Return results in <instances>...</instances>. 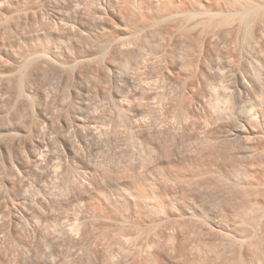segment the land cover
Masks as SVG:
<instances>
[{
    "label": "rangeland",
    "instance_id": "374dc122",
    "mask_svg": "<svg viewBox=\"0 0 264 264\" xmlns=\"http://www.w3.org/2000/svg\"><path fill=\"white\" fill-rule=\"evenodd\" d=\"M143 1L148 6L153 5L152 0L150 2L148 0ZM255 2L250 1L253 4ZM122 4H124L122 0H0V261H11L12 264H236V262L238 264H264V212H262L264 211V196L262 195L264 194V164H261L264 163V139H262V136L264 138V129L255 122H245L246 109L249 112V108L254 109L255 107L256 111H258V108L261 109V112L264 111V47L257 37L255 39L252 31L257 27L258 22L264 21V17H262V15L264 16L263 10L252 12V17L249 14L248 19L252 22L247 21L245 28L242 26L243 29L239 27L235 30L237 32L241 29L238 31L240 35L237 33L239 37L236 36L235 32L236 35L233 33V36L238 37L237 39L234 37L236 44L234 42L230 44L232 47L229 45L228 50L227 47L226 49L223 47L224 50L221 49L223 54L229 51L230 56L226 54L231 57L229 59L233 60H230V62L228 60L229 66L226 64L227 66L225 65L224 69L217 67L218 70H214L215 67H212V71L209 69L211 64L207 60L210 67L205 65L204 67L207 68H203L205 71L202 74L203 85L207 91L203 93L201 91V95L195 92L194 95L192 94V98H188L189 100L184 98V103L189 107L185 106L186 108L183 107L181 110V108H176L175 105V109L173 108V110H170L171 112H168L169 110L164 105L161 106V104L166 105L167 103L164 100L165 96L162 97L161 94L164 92L171 94L170 92L176 88V85L178 86L180 81L183 82L182 79L188 77L186 76L188 72L186 73L184 70L185 73L170 66L169 73L172 76L167 74V77L163 79L160 75L159 78L157 63H151L152 60L147 58V61H144L147 64L141 63V66L144 67L140 68L139 65L138 70L140 71L137 69L136 71L133 69V72L129 71L130 75L127 73L126 79H124V76H117V80L119 78V83L117 81L118 89L127 98L123 100L124 105L120 104L121 106L111 100V93H109L110 96L106 95V93L108 94L107 90L111 92L109 83L107 84L108 89L101 87L102 84L104 86L105 82H108V79L103 69H100L102 66L98 65L100 61L97 62L95 58L91 60V62L95 60L94 62L89 61L88 63H91V67H95L94 70L98 69L99 66V75L101 76L102 70V76L105 75L106 78L104 80L102 79L104 77L99 76L101 80L105 81L104 83L99 78V81L95 80V76L92 77L95 78V82L92 78H90L92 81L90 79V81H86L89 78L86 77L84 83L86 86L82 89L79 86L80 84L74 83V79L70 78V76L73 77L71 71L75 64L71 65L72 67L70 66V69H72L70 71L68 66L72 64L71 60L74 62L79 58L76 60L77 64L74 67L81 69V65L87 64V60H84V62L81 59L88 54L91 50L90 47H93L94 50L97 49V47H94L97 46L94 41L106 35L105 29L110 27V24H114L113 27L119 25L117 28H121L125 20L126 24L127 16L124 15L125 11L122 10ZM257 14L258 16H256ZM255 17L258 18L256 21ZM98 31H102L101 34ZM97 33L102 36L97 35ZM92 39H94V44L91 43ZM243 43L245 44L242 45ZM254 44L255 46H253ZM260 47L262 50H260ZM229 49L234 50V52ZM239 49L240 51L241 49H247L250 53L258 52L260 54L258 66L261 69L258 66H255V69L252 67L250 68L252 73L249 71L250 76L248 75L249 81L256 91L253 90L249 94L247 93V96L238 92L240 88L236 76L245 75L241 70ZM45 56L46 58H43ZM96 59L100 60L97 57ZM56 61L68 65L64 68L67 71L63 69V72L61 70L60 73L67 72L64 73L65 75L63 74L65 76L63 77L64 80L67 78L72 79V81L67 79L69 82H66L70 89L65 86L60 91L59 87L61 86H59L57 80L62 77V74L60 76V73L57 72L59 68H55L59 64ZM145 67L147 70L144 69ZM85 73L87 74L86 71ZM85 73L83 71L81 75L84 74L85 76ZM254 74L255 76H253ZM57 76H60L59 79ZM156 77L159 78V81L161 80V83L158 80L156 84L155 81L152 82V80H156ZM147 78L152 83L149 84ZM98 82H101V84H94ZM76 85L78 88H76ZM65 88H67V92L63 91ZM75 88L78 92L75 91ZM220 89L222 91H217ZM224 90L228 91L223 92ZM152 91L154 94L151 93ZM149 93L153 96L157 95L155 97L157 103L154 99L155 104L154 101L149 99L153 98L150 97ZM240 94L243 103L236 101ZM125 100L126 102H124ZM148 100L150 103H148ZM160 100H162L161 103ZM215 100L217 101L215 102ZM224 101L228 103L225 102L223 105ZM63 104L65 105L64 109L67 108L66 104L70 105V108L69 106L67 108L68 111L66 109L68 114L66 111L65 114L64 110L63 113L61 112ZM152 105H157V107ZM247 105L248 108H246ZM150 108L155 109L152 111ZM224 108H226L225 112L223 111ZM176 109H180L177 111L179 113L174 114ZM72 112L77 115L80 124H82V126L79 125L81 129L77 128L79 130L76 129V132L74 130L72 132L73 128L70 121L71 117L75 115ZM68 116H71L70 119ZM109 116L111 117L109 118ZM113 117L118 118L120 125L124 123V127L111 126L109 120ZM107 118L109 119L107 120ZM105 120H107V124L104 123ZM64 121L70 122V124L68 122L66 124L70 125L72 129H65L63 127L65 125ZM163 123L169 126H172L173 123L175 126H179V123H181L183 127L178 130L181 132L174 135V139L172 138L173 134H170V137L166 132L160 134V137L158 133L153 132V127L157 125L161 128L168 127ZM127 124L130 126H126ZM239 126L241 128L245 127L243 128L246 129L244 130L245 135L235 137L234 133ZM130 127H133V129L129 130ZM129 131H132L130 133L133 134L132 136ZM136 133L139 136H144L143 139H146V142L148 141L146 145L148 148L143 147L138 151L134 147L136 145L135 141L143 140L142 137L136 140L138 137ZM72 146H75L77 151L75 148L74 150L78 155L68 156L67 151ZM252 162L254 166L253 164L250 166ZM60 174L61 176H59ZM132 183L133 185H131ZM255 186L257 187L255 188ZM245 187H247V190ZM251 187L252 190H250ZM120 188L121 190L126 188L132 193L136 190H146L145 192L149 193L150 199L139 202L140 199L135 201L137 199L130 195H127L126 198H120V195H118ZM256 189L258 190L256 191ZM257 192L259 198H257ZM152 194L154 197H151ZM111 206L112 208L115 206L114 210ZM156 206L159 208L156 209ZM148 207L149 209H147ZM137 209H139V213H137ZM158 211L163 213L160 214ZM100 212H102V215ZM114 212L117 214V218H119V215L122 216L125 223L114 225V223H117L114 222L116 221ZM100 215L113 218L114 221L109 220L111 225L104 226L106 228L100 226L97 229L98 223H105L100 222V219H98ZM77 217L78 221L82 219L84 222L82 221V224H80L82 227L79 225L74 228L73 231L76 233L72 232L73 241H70L67 236H64V229L65 227L66 229L70 228L67 224L73 222L74 218L77 219ZM93 218L95 221L92 220ZM85 219H87L86 222ZM74 222L77 223L75 220ZM119 224H124L121 225L123 228ZM148 225L151 227L149 228ZM118 226L122 228L123 232ZM158 228L160 229L158 230ZM80 229H83V232ZM7 231L15 239H12L11 236L9 238ZM86 231L88 232L85 236L84 232ZM52 232L55 233L54 236ZM133 232L134 236L132 235ZM59 233L61 235H58ZM125 234L128 236L126 237ZM16 236L17 238L20 237V242L23 240L24 243H26L25 241L30 243V246H27L28 249L24 251L21 245L14 244L18 243ZM52 236H56L55 238L58 239L57 249L54 243V245L49 244L47 241V237L51 238ZM122 239H124L123 244L125 245L119 244ZM12 240L16 241L12 242ZM76 243L79 244V247ZM15 245H18V248ZM250 246L253 253L249 251ZM5 247L6 249L3 250ZM29 251L31 252L29 253ZM45 255H48L49 258ZM2 256L4 259L8 258V260H1L3 259ZM16 257H18V260Z\"/></svg>",
    "mask_w": 264,
    "mask_h": 264
},
{
    "label": "bare ground",
    "instance_id": "6f19581e",
    "mask_svg": "<svg viewBox=\"0 0 264 264\" xmlns=\"http://www.w3.org/2000/svg\"><path fill=\"white\" fill-rule=\"evenodd\" d=\"M123 1V3L124 4H122L123 5V9L122 10H124L125 11V13H124V15L126 14V16H127V22H126V24H125V21H124V25L121 27V28H117V27H119V25H117V27L115 26V27H113L114 26V24L112 25V24H110V27H108V28H106L105 29V31L104 32H106V35L103 37V38H101V37H99V40L98 39H96L95 41H94V39H92V41H91V43L92 44H94V42H96L97 43V46L95 45L94 47H97V49L96 50H94V49H92L91 47L89 48V49H91L90 51L89 50H87V51H89L88 52V54H86L84 57H83V59H81V60H87V64H85V65H81V69L80 68H76V67H74L77 63H76V60H78V59H76V60H74V62H73V60H71L72 61V64H70L69 66L68 65H65V63H59L58 61H56V62H58L59 64H57V66L58 67H56L55 66V68H59L58 70H60V71H58L57 69V72H61V70H62V72H63V69L64 68H66L67 66H68V68H69V70L71 71L72 69L74 70V68H76V70H72L71 72H73V73H71V75L73 76V77H71L70 76V78H73L74 80V83H77V84H80L79 86H80V88L82 87V89H83V87H85L86 85H84V83H85V80L87 79L86 77H89L86 81H88L90 78H92V77H96V79L95 78H92V80H98V78H99V80L100 81H103V83L105 82L104 80L106 79L105 78V75H106V77H107V79H108V82H105V85L104 86H102L101 85V87H104L105 89L107 88V84L109 83L110 85H109V87H110V89L109 90H111V92L110 91H108L107 90V92H108V94L106 93V95H108V96H110L109 95V93H111V100H113L116 104L118 103L119 105L120 104H123V100L124 99H127V98H125V96L121 93V91L118 89V83H119V78H118V80H117V76H124L125 78L124 79H126V76H128V72L129 71H131V72H133L132 70L134 69L135 71H136V69L138 70L139 69V67L141 66V63H143V64H145L146 62H144L145 60L147 61V58L148 59H150V60H152L151 61V63L152 62H156L157 64V67L159 68V75H158V77L160 76V75H162L161 76V78H163L164 79V77H167L166 75L168 74V75H170L171 73H169V67L170 66H172V67H175V68H178V71H182L183 72V70L184 71H186V73L188 72V74H186V76H188L187 78H185V79H182L183 80V82H181L180 81V84H178V86L176 85V88L174 89V90H172L173 91V94H172V91L170 92L171 94H169V92H167V93H162L161 95H162V97L163 96H165V98H164V100H165V102H167L166 103V105L165 104H161V106L162 105H164V107L167 109V110H169L168 112H171L170 110H173V108H174V106L176 107V108H181V110L183 109V107H184V109L186 108L185 106H188V105H186V103H184V98H187V100H189L188 98H192L193 97V95L195 94V92H197V94H200V92L202 91V93L203 92H206L207 90L205 89V86L203 85V72L205 71V70H203V68H207V67H204L205 65H210L209 67V69H211L212 67H215L214 68V70L215 69H217V67L219 68L220 67V69L221 68H225L227 65H228V60H229V62H230V60L231 59H229V58H231V57H228V56H230L229 55V51H227L228 50V46L230 45V44H232L234 41L236 42V40H234V37L237 39L239 36H238V31H240L241 29H239L237 32L235 31V30H237L239 27L240 28H242V26H243V28H245L247 25H246V23H247V21H249L250 22V20L248 19V16H249V14L251 15L250 17H252V12H257V11H259V10H263V12H264V0L262 1V3H261V1L259 2L258 0H250L251 2H255L254 4L253 3H250V1L249 0H152L151 1V3L153 2V5L152 6H148L147 4H145L144 3V1L143 0H122ZM138 1H140V3H138ZM149 2H150V0H148ZM147 1V2H148ZM149 4V3H148ZM150 5V4H149ZM120 10V9H119ZM122 13V12H121ZM252 13V14H251ZM260 14V13H259ZM263 14V13H262ZM255 15V14H254ZM253 15V16H254ZM101 16V15H100ZM125 16V17H126ZM256 16H258V14L256 15ZM122 17H123V14H122ZM249 17V18H250ZM262 17H264L263 15H262ZM101 18V17H100ZM254 18V17H253ZM260 18V20H261V16L259 17ZM248 19V20H247ZM258 19V18H257ZM256 19V17H255V21L257 20ZM251 20H253L254 21V19H252L251 18ZM259 20V21H260ZM263 20V19H262ZM99 22V21H98ZM102 22V21H101ZM121 22H122V20H121ZM248 22V23H249ZM252 22V21H251ZM250 22V23H251ZM258 22V21H257ZM255 23V22H254ZM253 23V24H254ZM264 21H261V23L260 22H258V25H257V27L256 26H254V27H256L254 30H252L253 31V35H255V39H257L258 38V41H260L261 42V44H263V47H264ZM105 24V23H104ZM111 25H112V27H111ZM245 26V27H244ZM251 26V25H250ZM249 26V27H250ZM249 27H247V28H249ZM101 28V27H100ZM242 28V29H243ZM99 29V28H98ZM104 30V29H103ZM102 30V31H103ZM246 30V29H245ZM244 30V31H245ZM249 30V29H248ZM102 31H98L99 33L100 32H102ZM247 31V30H246ZM246 31H245V33H246ZM251 31V30H250ZM249 31V32H250ZM95 32H96V30H95ZM94 32V33H95ZM103 32V33H104ZM237 34H235V33ZM102 33V34H103ZM233 33L236 35V36H238V37H236L235 35L233 36ZM242 33V32H241ZM244 33V32H243ZM90 34H92V33H90ZM101 34V33H100ZM100 34H98L97 33V35H100ZM240 35V34H239ZM93 36L95 37V35L93 34ZM100 36H102V35H100ZM241 36L243 37V35L241 34ZM93 37V38H94ZM252 37V36H251ZM257 37V38H256ZM100 38H101V40H100ZM240 39V38H239ZM89 40V39H88ZM254 40V39H253ZM94 41V42H93ZM247 41V40H246ZM250 41V40H249ZM234 42V43H235ZM239 42V41H238ZM245 42V41H244ZM257 42V41H256ZM247 43H250V42H247ZM259 43V42H258ZM236 44V43H235ZM240 44V43H239ZM245 43H243L242 45H244ZM80 45V44H79ZM84 45V44H83ZM88 45V44H87ZM248 45H250V44H248ZM247 45V46H248ZM251 45H252V41H251ZM258 45V44H257ZM256 45V46H257ZM260 45V44H259ZM231 46V45H230ZM236 46V45H235ZM241 46V45H240ZM246 46V45H245ZM253 46H255V44L253 45ZM262 46V45H261ZM223 47H225V49H226V47H227V54H228V56H227V54L225 53V54H223L221 51V49H223L224 50V48ZM232 47V46H231ZM249 47V46H248ZM247 47V48H248ZM250 47H252V46H250ZM259 47V46H258ZM243 48V47H242ZM261 48V47H260ZM264 49V48H263ZM67 50V49H66ZM79 50V49H78ZM82 50V49H81ZM229 50H231V49H229ZM260 50H262V48L260 49ZM86 51V52H87ZM232 51V50H231ZM236 51V50H235ZM251 51H252V49H251ZM256 51V50H255ZM232 52H234V50L232 51ZM239 52L240 53H238V54H240V58L241 59H239V60H241V70L245 73V75L243 76V75H239V77L238 76H236L237 77V79H238V83H239V88H240V91H239V89H238V92H240L241 94H243V95H245V96H247V93L249 94V92H251V91H253V90H255V88L254 87H252L253 85H251V83H250V79H249V76H250V74H249V71L250 70H252V69H250V68H252V67H254V69L256 68L255 66H258L259 64V55L260 54H258V52H254V53H250L249 52V50H247V49H241V51H240V49H239ZM261 52V51H260ZM81 53V52H80ZM231 53V52H230ZM236 53V52H235ZM71 54V53H70ZM85 54V53H84ZM83 54V55H84ZM43 56V55H42ZM58 56V55H57ZM71 56V55H70ZM232 56V55H231ZM264 56V55H263ZM96 57L97 58H100V60L99 59H96ZM234 57V56H233ZM237 57V56H236ZM261 57V56H260ZM43 58H46V56L45 57H43ZM71 58V57H70ZM93 58H95V60L98 62V61H100L99 63H101V64H99L98 63V65L100 66H102L100 69H103V71H104V74L105 75H103L102 76V74H103V72H102V70H101V76L99 75V73H98V71H99V66H98V69L96 70H94V68L93 67H91V63L92 62H94V61H92L91 62V60L93 59ZM261 58H263V57H261ZM75 59V58H74ZM207 60L209 61V63L210 64H208V62H207ZM263 60V59H262ZM84 61V62H85ZM91 62V63H88V62ZM231 61H233V60H231ZM52 62V61H51ZM56 62H55V64H56ZM97 62H96V65H97ZM206 62H207V64H206ZM240 62V61H239ZM54 63V62H53ZM71 63V62H70ZM75 63V64H74ZM80 63V62H79ZM83 63V62H82ZM149 63V62H148ZM235 63V62H234ZM233 63V64H234ZM54 64V65H55ZM74 64V66H73V68L72 69H70V66L71 65H73ZM81 64V63H80ZM94 64V63H93ZM92 64V65H93ZM147 64V63H146ZM227 64V65H226ZM53 65V66H54ZM79 65V64H78ZM140 65V66H139ZM149 65V64H148ZM156 65H154V66H156ZM226 65V66H225ZM84 66V67H83ZM95 66V65H94ZM153 66V65H152ZM222 66H224V67H222ZM229 66V65H228ZM233 66V65H232ZM239 66V65H238ZM237 66V67H238ZM72 67V66H71ZM85 68L84 70H82L83 68ZM142 67H144L143 65L140 67V68H142ZM148 67V66H147ZM259 67V66H258ZM257 67V69H259ZM67 68V69H68ZM79 69V70H78ZM144 69H146V67L144 68ZM229 69V68H228ZM256 69V70H257ZM261 69V68H260ZM82 72H81V71ZM143 70V69H142ZM147 70V69H146ZM156 70H158V69H156ZM212 70V69H211ZM218 70V69H217ZM64 71H67V70H65L64 69ZM83 71H84V73H85V71L87 72V74L85 73V76H84V74L83 75H81V73H83ZM138 71H140V70H138ZM213 71V70H212ZM211 71V72H212ZM100 72V71H99ZM171 72V71H170ZM177 72V71H176ZM242 72V74H244ZM251 72V71H250ZM64 73H67V72H64ZM64 73H60V76H61V74H62V77L59 79V77L60 76H57L58 77V79L59 80H57V83L59 84V86H61V87H59V89H60V91H62L61 90V88H64L65 86L67 87V88H69L70 89V86H67V84H66V82L69 80H71L72 81V79H68L67 78V75H66V78L68 79H66V80H64L65 78H63V77H65V76H63V74ZM68 73H70V72H68ZM128 73V74H127ZM135 73V72H134ZM143 73V72H142ZM183 73H185V72H183ZM223 73H224V70H223ZM226 73V72H225ZM252 73V72H251ZM133 74V73H132ZM232 74V73H231ZM240 74H241V72H240ZM264 74V73H263ZM65 75V74H64ZM130 75V74H129ZM153 75V74H152ZM227 75V74H226ZM247 75V76H246ZM249 75V76H248ZM259 75V74H258ZM91 76V77H90ZM102 78V77H104V78H102V79H104V80H101L100 79V77ZM119 76V77H120ZM171 76H172V74H171ZM170 76V77H171ZM205 76V75H204ZM217 76H218V74H217ZM216 76V77H217ZM221 76H222V74H221ZM229 76V75H228ZM227 76V77H228ZM253 76H255V74L253 75ZM132 77V76H131ZM147 77V76H146ZM151 77V76H150ZM206 77V76H205ZM257 77V76H256ZM56 78V77H55ZM86 78V79H85ZM123 78V77H122ZM128 78V77H127ZM130 78V77H129ZM149 78V77H148ZM148 78H147V81H148ZM153 78V77H152ZM160 78V77H159ZM159 78H155L156 80H152V82L153 81H155V84H156V81L158 80L159 81ZM219 78V77H218ZM223 78V77H222ZM259 78V77H258ZM254 80H255V78H253ZM252 79V80H253ZM91 80V79H90ZM89 80V81H90ZM91 80V81H92ZM95 80L93 81V82H95ZM98 80V81H99ZM121 80V79H120ZM132 80V79H131ZM180 80V79H179ZM251 80V81H252ZM68 81V82H69ZM117 81H118V83H117ZM128 81H129V79H128ZM161 81V80H160ZM159 81V82H160ZM222 81V80H221ZM67 82V83H68ZM92 82V83H93ZM97 82V81H96ZM130 83H131V81H129ZM151 82V81H150ZM150 82L148 81V83L150 84ZM151 82V83H152ZM163 82V81H162ZM254 81H252V83H253ZM70 83H72V82H70ZM73 83V84H74ZM87 83V82H86ZM89 83V82H88ZM87 83V84H88ZM154 83V82H153ZM161 83V82H160ZM176 83V82H175ZM177 83H178V81H177ZM176 83V84H177ZM57 84V85H58ZM66 84V85H65ZM94 84H98V85H100L101 84V82L99 83H94ZM253 84H255V83H253ZM146 85V84H145ZM222 85V84H221ZM71 86H72V84H71ZM75 86V85H74ZM91 86V85H90ZM153 86H155V85H153ZM203 86H204V88H203ZM215 86V85H214ZM218 86V85H217ZM223 86H224V84H223ZM226 86V85H225ZM233 86V85H232ZM231 86V87H232ZM255 86V85H254ZM259 86V85H258ZM58 87V86H57ZM73 87V86H72ZM72 87H71V89H72ZM95 87V86H94ZM100 87V86H99ZM108 87V88H109ZM152 87V86H151ZM213 87V86H212ZM67 88H65V90L63 89V91L65 92L66 91V89ZM74 88V87H73ZM76 88H78L77 87V85H76ZM75 88V91H77V89ZM107 88V89H108ZM164 88V87H163ZM162 88V89H163ZM209 88H210V86H209ZM214 88V87H213ZM223 88V87H222ZM101 89V88H100ZM105 89H104V91H105ZM147 89V88H146ZM151 89V88H150ZM159 89V88H158ZM204 89H205V91H204ZM212 89V88H211ZM219 89V88H218ZM226 89V88H225ZM228 89V88H227ZM261 89V88H260ZM73 90V89H72ZM71 90V91H72ZM153 90V89H152ZM216 90V89H215ZM215 90H213V91H215ZM231 90V89H230ZM258 90H259V88H258ZM264 90V89H263ZM68 91V90H67ZM66 91V92H67ZM150 91V90H149ZM217 91H222L221 89L220 90H217ZM225 91H228V90H224L223 92H225ZM256 91V90H255ZM63 92V93H64ZM74 92V91H73ZM78 92V91H77ZM161 92H163V90H161ZM160 92V93H161ZM209 92H211V91H209ZM208 92V93H209ZM232 92V91H231ZM234 92V91H233ZM75 93V92H74ZM148 93V92H147ZM151 93H153L154 94V92L152 91ZM156 93V92H155ZM159 93V92H158ZM201 93V94H202ZM207 93V94H208ZM214 93V92H213ZM216 93V92H215ZM222 93V92H221ZM70 94V93H69ZM153 94H150L149 93V95H150V97L152 96L153 98H149V99H151L152 101H156V103H157V100L155 99V97L157 96V95H155V96H153ZM193 94V95H192ZM200 94V95H201ZM212 94V93H211ZM223 94V93H222ZM228 94H230V92H228ZM241 94L238 96V99L236 100L238 103H240V102H242L243 103V100H242V97H241ZM255 94H256V92H255ZM209 95V94H208ZM230 95H232V94H230ZM229 95V96H230ZM63 96H64V94H63ZM199 96V95H198ZM215 96V95H214ZM224 96V95H223ZM226 96H227V94H226ZM256 96V95H255ZM260 96V95H259ZM65 97V96H64ZM172 97V98H171ZM213 97V96H212ZM219 97V96H218ZM233 97V96H232ZM235 97V96H234ZM264 97V96H263ZM109 99H110V97H108ZM169 98L171 99L170 101H169ZM174 98V99H173ZM199 98V97H198ZM210 98V97H209ZM222 98V97H221ZM228 99L230 98V97H227ZM236 98V97H235ZM255 98H257V97H255ZM66 99H67V97H66ZM65 99V100H66ZM154 99V100H153ZM158 99V98H157ZM161 99V98H160ZM201 99V98H200ZM214 99V98H213ZM224 99H225V97H224ZM227 99V100H228ZM230 99H233V98H230ZM110 100V101H111ZM163 100V99H162ZM162 100H160V103H161V101ZM191 100V99H190ZM210 100V99H209ZM220 100V99H219ZM222 100V99H221ZM264 100V99H263ZM155 101H154V104H155ZM186 101V100H185ZM191 101H193V100H191ZM217 100H215V102H216ZM229 101V100H228ZM234 101V100H233ZM235 101V102H236ZM261 101V100H260ZM112 102V101H111ZM110 102V103H111ZM124 102H126V100L124 101ZM175 102V103H174ZM221 102H223V101H221ZM225 102H227V101H224V103H223V105L225 104ZM230 102V101H229ZM250 102V101H249ZM259 102V101H258ZM263 102V101H262ZM71 103V102H70ZM76 103V102H75ZM75 103H73L74 105H75ZM80 103V102H79ZM148 103H150V101L148 100ZM152 104H153V102H151ZM164 103V102H163ZM189 103V102H188ZM212 103V102H211ZM218 103V102H217ZM217 103H216V105H217ZM228 103V102H227ZM259 103H261V102H259ZM191 104V103H190ZM215 104V103H214ZM233 104V103H232ZM72 105V104H71ZM124 105V104H123ZM127 105V104H126ZM149 105V104H148ZM158 105V104H157ZM157 105H155L156 107H157ZM235 105V104H234ZM237 105V104H236ZM235 105V106H236ZM245 105V104H244ZM259 105V104H258ZM261 105V104H260ZM264 105V104H263ZM63 106V109L61 110V112L63 113V110H64V113H65V111H66V109L68 108V106H69V108H70V105H67L66 104V106H67V108H65L64 109V107H65V105L63 104L62 105ZM117 106V105H116ZM121 106V105H120ZM150 106V105H149ZM152 106H154V105H152ZM154 106V107H155ZM218 106H220V105H218ZM226 106V105H225ZM242 107H243V105H241ZM250 106V105H249ZM252 106V105H251ZM115 107V106H114ZM117 107H119V106H117ZM148 107V106H147ZM147 107H146V109H147ZM189 107V106H188ZM216 107V106H215ZM228 107V106H227ZM229 107H230V105H229ZM234 107V106H233ZM245 107V106H244ZM261 107V106H260ZM112 108V107H111ZM116 108V107H115ZM164 108V109H165ZM221 108H223V107H221ZM246 108H248V105H247V107ZM246 108H244V109H246ZM114 109V108H113ZM120 109V108H119ZM148 109H149V107H148ZM151 109V108H150ZM155 109V108H154ZM153 109V110H154ZM158 109H159V107H158ZM157 109V110H158ZM165 109V110H166ZM175 109V108H174ZM226 108H224L223 109V111L225 110ZM242 109V108H241ZM254 109H255V107H254ZM254 109H252V107L251 108H249V112H248V110L246 109V111H247V117L245 118V122H248V123H256V124H259V126L261 125L262 126V129H264L263 127H264V114H263V112L264 111H260L259 110V108H258V111H256V109L254 110ZM70 111H71V109H69ZM72 110H73V108H72ZM152 110V109H151ZM151 110H150V112H151ZM152 110V111H153ZM157 110H156V112H157ZM180 110V109H179ZM179 110H177L176 109V112H174V114L175 113H179V112H177V111H179ZM231 111H232V109H230ZM67 111H68V109H67ZM66 111V113L68 114V112ZM74 111V110H73ZM125 111V110H124ZM146 111V110H145ZM227 111V110H226ZM230 111V112H231ZM244 111V110H243ZM245 111V112H246ZM111 112V111H110ZM119 112V111H118ZM163 112V111H162ZM225 112V111H224ZM228 112V111H227ZM65 113V114H66ZM73 114H75L74 112H72ZM72 113H71V116H72ZM121 113V112H120ZM143 113V112H142ZM154 113V112H153ZM159 113V112H158ZM110 114H113V113H110ZM125 114H126V112H125ZM146 114H148V113H146ZM150 114V113H149ZM76 115V114H75ZM75 115H73L72 117L71 116H68L69 117V119H70V117H71V124H72V128L70 127V125H67L68 123L70 124V122H68V121H64L65 122V125L63 126L65 129H72V132H73V130L76 132V129L77 128H80V126H82V124H80V119L79 118H77V115L75 116ZM109 115V114H108ZM151 115V114H150ZM149 115V116H150ZM160 115H162V114H160ZM164 115V114H163ZM166 115V114H165ZM168 115V114H167ZM232 115V114H231ZM65 116V115H64ZM123 116V115H122ZM148 116V115H147ZM153 116V115H152ZM184 116V115H183ZM186 116V115H185ZM59 117H60V115H59ZM111 116H109V118H110ZM131 117V116H130ZM162 117V116H161ZM179 117H182V116H179ZM109 118H107V120L109 119ZM120 118V117H119ZM122 118V117H121ZM125 118V117H124ZM128 118V117H127ZM153 118V117H152ZM163 118V117H162ZM104 119H106V118H104ZM165 119V118H164ZM169 119H171V118H169ZM174 119V118H173ZM67 120V119H66ZM107 120H105L104 121V123L105 124H107L106 123V121ZM120 120V119H119ZM121 120H123V119H121ZM158 120H160V119H158ZM166 120V119H165ZM176 120V119H175ZM181 120V119H180ZM188 120V119H187ZM244 120V119H243ZM243 120H241V121H243ZM124 121V120H123ZM170 121V120H169ZM174 121V120H173ZM176 121H178V120H176ZM182 121V120H181ZM68 122V123H67ZM128 122V121H127ZM131 122H132V120H131ZM136 122V121H135ZM138 122V121H137ZM136 122V123H137ZM146 122V121H145ZM155 122V121H154ZM157 122V121H156ZM163 122V121H162ZM162 122H161V124H162ZM171 122V121H170ZM183 122V121H182ZM63 123V122H62ZM67 123V124H66ZM103 122H102V124H104ZM109 123H110V125L111 126H116V128L117 127H124L123 125H124V123H123V125H120L121 123L118 121V118H112V119H110L109 120ZM108 123V124H109ZM120 123V124H119ZM143 123V122H142ZM184 123H185V121H184ZM102 124H100L101 126H102ZM104 124V125H105ZM113 124V125H112ZM125 124H126V122H125ZM134 124V123H133ZM141 124V123H140ZM175 124H176V122H175ZM80 125V126H79ZM99 125V126H100ZM163 125H166V126H168V127H157L156 126V124H155V126L156 127H153L154 128V131L153 132H155V133H158L159 134V136H160V134H163V132H166L167 134H169V136H170V134L172 135L173 134V136H172V138L174 137V135H177V133L178 132H181V131H178V130H180L181 129V127H183L182 126V124L181 123H179V126L178 125H176V126H178L177 128H176V126L174 125V123H173V125L171 126H169V125H167V124H164L163 123ZM184 125V124H183ZM187 125V124H186ZM126 126H128V124L126 125ZM125 126V127H126ZM130 126V125H129ZM128 126V127H129ZM141 126V125H140ZM150 126V125H149ZM174 126V127H173ZM241 126H243V125H241ZM249 126V125H248ZM255 126V125H254ZM90 127H93V126H90ZM102 127H105V126H102ZM102 127H99L100 129L102 128ZM107 127V126H106ZM109 127V126H108ZM128 127H126V128H128ZM135 127V126H134ZM97 128V127H96ZM125 128V129H126ZM138 128H140V127H138ZM145 128V127H144ZM151 128V127H150ZM243 128H245V127H237L236 128V131H235V133H234V136L235 137H241L242 135H245V132H244V130H246V129H243ZM257 128V127H256ZM81 129V128H80ZM94 129V128H93ZM100 129H98V130H100ZM103 129H105V128H103ZM124 129V130H125ZM133 129V127H130V129L129 130H132ZM188 129V128H187ZM186 129V130H187ZM261 129V128H260ZM79 129H77V131H78ZM112 130V129H111ZM121 130H122V128H121ZM120 130V131H121ZM127 130V129H126ZM139 130V129H138ZM141 130V129H140ZM192 130V129H191ZM255 130V129H254ZM71 131V130H70ZM116 131H117V129H116ZM135 132H136V130H134ZM147 131V130H146ZM188 131V130H187ZM69 132V131H68ZM100 132V131H99ZM98 132V133H99ZM115 132V131H114ZM128 132V131H127ZM138 132V131H137ZM141 132V131H140ZM150 132V131H149ZM148 132V133H149ZM191 132V131H190ZM70 133V132H69ZM111 133V132H110ZM116 133V132H115ZM121 133V132H120ZM130 133H132V131L130 132L129 131V134ZM134 133V132H133ZM139 133V132H138ZM138 133H136L137 135H138V137H137V135L135 136V134H134V136L135 137H137V139L136 140H138L139 139V137L141 138L142 136H139V134ZM144 133V132H143ZM151 133V132H150ZM155 133H152L153 135L155 134ZM187 133V132H186ZM192 133V132H191ZM248 133V132H247ZM262 133V132H261ZM122 134V133H121ZM120 134V135H121ZM180 134V133H179ZM131 135V134H130ZM133 135V134H132ZM131 135V136H132ZM140 135H141V133H140ZM143 135V134H142ZM157 135V134H156ZM192 135V134H191ZM262 135V134H261ZM71 136V135H70ZM122 136V135H121ZM130 136V137H131ZM148 136H149V134H148ZM168 136V137H169ZM188 136V135H187ZM187 136H185V137H187ZM134 137V138H135ZM144 137V136H143ZM143 137H142V139H143ZM158 137V136H157ZM161 137V136H160ZM166 137V136H165ZM167 137V138H168ZM171 137V136H170ZM179 137V136H178ZM191 137V136H190ZM244 137H246V136H244ZM243 137V138H244ZM126 138V137H125ZM133 138V139H134ZM171 138V139H172ZM193 138V137H192ZM249 138V137H248ZM247 138V139H248ZM255 138V137H254ZM174 139V138H173ZM190 139V138H189ZM194 139V138H193ZM244 139H246V138H244ZM253 139V138H252ZM256 139V138H255ZM259 139V138H258ZM262 139H264L263 138V136H262ZM127 141H128V139H126ZM129 140H130V138H129ZM141 140V139H140ZM135 141V139H134V141H135V143H136V145L134 146V147H136L137 148V150L139 151L140 149H142L143 147H146V148H148L146 145H147V142L145 141L146 139H143L142 141ZM180 140V139H179ZM184 140V139H183ZM182 140V141H183ZM249 140H251L250 138H249ZM254 140V139H253ZM131 141V140H130ZM133 141V142H134ZM181 141V140H180ZM186 141V140H185ZM244 141H246V140H244ZM261 141V140H260ZM264 141V140H263ZM177 142V141H176ZM184 142V141H183ZM253 142V141H252ZM127 143V142H126ZM131 143V142H130ZM134 143V144H135ZM181 143V142H180ZM256 143V142H255ZM262 143V142H261ZM133 144V143H132ZM133 144V145H134ZM252 144V143H251ZM128 145V144H127ZM254 145V144H253ZM262 145V144H261ZM255 146V145H254ZM78 147H80V146H78ZM126 147H128V146H126ZM132 147V146H131ZM166 147H168V146H166ZM255 147H257V145L255 146ZM261 147V146H260ZM74 148H75V146L73 147H70L69 149H68V151H67V153H68V156H74V155H78V154H76L75 153V150H76V148H75V150H74ZM121 148V147H120ZM152 148V147H151ZM150 148V149H151ZM246 148H247V146H246ZM263 148V147H262ZM78 149V148H77ZM80 149H81V147H80ZM122 150V149H121ZM147 150V149H146ZM77 151V150H76ZM80 151V150H79ZM78 151V152H79ZM123 151V150H122ZM141 151H143V150H141ZM249 151H251V150H249ZM248 151V153H250ZM258 151V150H257ZM81 152V151H80ZM113 152V151H112ZM120 152V151H119ZM125 152V151H124ZM130 152V151H129ZM137 152V151H136ZM151 152V151H150ZM167 152H168V150H167ZM252 152H253V150H252ZM106 153H107V151H106ZM118 153V152H117ZM134 153V152H133ZM143 153V152H142ZM145 153H148V152H145ZM254 153V152H253ZM258 153V152H257ZM108 154V153H107ZM106 154V155H107ZM110 154V153H109ZM131 154V153H130ZM135 154V153H134ZM138 154H140V153H138ZM252 154V153H251ZM256 154V153H255ZM247 155V154H246ZM128 156V155H127ZM126 156V157H127ZM147 156V155H146ZM254 156V155H253ZM252 156V157H253ZM129 157V156H128ZM133 157V156H132ZM135 157V156H134ZM140 157V156H139ZM145 157V156H144ZM252 157H251V160H252ZM255 157V156H254ZM259 157V156H258ZM264 157V156H263ZM137 158V157H136ZM135 158V159H136ZM141 158V157H140ZM146 158V157H145ZM248 158H250V157H248ZM263 159V158H262ZM141 160V159H140ZM136 161V160H135ZM171 162V161H170ZM258 162V161H257ZM135 163V162H134ZM248 163H250V162H248ZM254 163H256V162H254ZM252 164H253V162L251 163V165L250 166H252ZM260 164V163H259ZM261 164H264V163H261ZM133 165V164H132ZM249 166V167H250ZM253 166H254V164H253ZM138 167H139V165H138ZM141 167V166H140ZM171 167H172V165H171ZM261 167V166H260ZM110 168V167H109ZM113 168V167H112ZM130 168V167H129ZM132 168V167H131ZM167 168V167H166ZM170 168V167H169ZM245 168H247V167H245ZM251 168V167H250ZM254 168V167H253ZM257 168V167H256ZM133 169V168H132ZM131 169V170H132ZM135 169V168H134ZM175 169V168H174ZM127 170V169H126ZM125 170V171H126ZM130 170V169H129ZM128 170V171H129ZM249 170V169H248ZM261 170V169H260ZM257 171V170H256ZM59 172H61V171H59ZM82 172V171H81ZM127 172V171H126ZM131 172V171H130ZM249 172V171H248ZM264 172V171H263ZM62 173V172H61ZM122 173V172H121ZM254 173V172H253ZM53 174V173H52ZM65 174V173H64ZM82 174V173H81ZM88 174H90V173H88ZM107 174V173H106ZM109 174H110V171H109ZM108 174V175H109ZM124 174H125V172H124ZM165 174V173H164ZM54 175V174H53ZM52 175V176H53ZM83 175V174H82ZM86 175V174H85ZM84 175V176H85ZM114 175V174H113ZM116 175H117V173H116ZM130 175V174H129ZM261 175V174H260ZM55 176H56V174H55ZM59 176H61V174L59 175ZM65 176V175H64ZM125 176V175H124ZM165 176V175H164ZM168 176V175H167ZM170 176V175H169ZM168 176V177H169ZM174 176V175H173ZM57 177V176H56ZM67 177V176H66ZM93 177V176H92ZM97 177V176H96ZM127 177V176H126ZM121 178V177H120ZM122 178H123V176H122ZM163 178H165V177H163ZM60 179V178H59ZM97 179V178H96ZM95 179V180H96ZM111 179V178H110ZM246 179V178H245ZM58 180V179H57ZM100 180V179H99ZM164 180V179H163ZM256 180V179H255ZM254 180V181H255ZM61 181V180H60ZM63 181V180H62ZM167 181V180H166ZM174 181H175V179H174ZM248 181V180H247ZM115 182H117V181H115ZM172 182H173V180H172ZM90 183H92V182H90ZM94 183V182H93ZM258 184V183H257ZM118 185V184H117ZM127 185V184H126ZM131 185H133V183L131 184ZM166 185V184H165ZM253 185V184H252ZM141 186V185H140ZM161 186V185H160ZM159 186V187H160ZM133 187V186H132ZM257 186H255V188H256ZM134 188V187H133ZM143 188V187H142ZM166 188V187H165ZM246 188V190H247V187H245ZM263 188V187H262ZM126 188H124V190H123V188H122V190H121V188H120V192H119V194L118 195H120V198L121 197H123V198H126V197H128L127 195H130V196H134V198H136L137 200H135V201H138V199H140V201L139 202H141V200H146V199H150V195H148L149 193H146L145 191L146 190H136V191H134L133 193L130 191H128L127 189L125 190ZM141 189V188H140ZM155 189V188H154ZM157 189V188H156ZM249 189V188H248ZM261 189V188H260ZM130 190V189H129ZM250 190H252V187H251V189ZM258 189H256V191H257ZM262 190V189H261ZM128 191V192H127ZM255 191V192H256ZM102 192V191H101ZM248 192V191H247ZM151 193H152V191H151ZM246 193V192H245ZM248 193H250V192H248ZM247 193V194H248ZM163 194V193H162ZM250 194H252V193H250ZM249 194V195H250ZM257 194H258V192H257ZM153 195V194H152ZM151 195V197H154V195L152 196ZM246 195V194H245ZM263 196H264V194H262ZM247 196V195H246ZM117 197V196H116ZM119 197V196H118ZM251 197H252V195H251ZM130 198V197H129ZM132 198V197H131ZM130 198V199H131ZM255 198V197H254ZM257 198H259V194H258V197ZM264 198V197H263ZM115 199V198H114ZM129 199V200H130ZM153 199V198H152ZM158 199V198H157ZM125 200V199H124ZM128 200V199H127ZM156 200V199H155ZM155 200H153V201H155ZM253 200H255V199H253ZM264 200V199H263ZM94 201V200H93ZM116 201V200H115ZM119 201H120V199H119ZM126 201V200H125ZM124 201V202H125ZM158 201V200H157ZM249 201V200H248ZM90 202H92V201H90ZM97 202V201H96ZM133 202H134V200H133ZM161 202V201H160ZM89 203V202H88ZM102 203V202H101ZM147 203V202H146ZM150 203V202H149ZM155 203V202H154ZM163 203V202H162ZM260 203H262V202H260ZM124 204V203H123ZM153 204V203H152ZM257 204V203H256ZM90 205V204H89ZM93 205H94V203H93ZM97 205V204H96ZM98 205H100V204H98ZM109 205V204H108ZM150 205H151V203H150ZM92 206V205H91ZM104 206V205H103ZM107 206V205H106ZM123 206V205H122ZM130 206V205H129ZM144 206H146V205H144ZM90 207V206H89ZM96 207V206H95ZM100 207H102V206H100ZM115 207V206H114ZM113 207V208H114ZM118 207H119V205H118ZM124 207V206H123ZM136 207V206H135ZM134 207V208H135ZM153 207V206H152ZM105 208V207H104ZM108 208V207H107ZM111 208H112V206H111ZM112 208V209H113ZM133 208V207H132ZM138 208V207H137ZM150 208H151V206H150ZM159 208V207H158ZM157 208V206H156V209H158ZM162 208V207H161ZM92 209H93V207H92ZM110 209V208H109ZM125 209H127V208H125ZM147 209H149V207L147 208ZM166 209V208H165ZM99 210H102V209H99ZM111 210V209H110ZM114 210V209H113ZM136 210V209H135ZM153 210H154V207H153ZM263 210V209H262ZM91 211V210H90ZM95 211V210H94ZM93 211V212H94ZM119 211V210H118ZM137 213H139V209H137ZM162 211V210H161ZM127 212V211H126ZM133 212V211H132ZM131 212V213H132ZM142 212V211H141ZM159 212V211H158ZM260 212V211H259ZM262 212H264V211H262ZM97 213V212H96ZM95 213V215H97ZM122 213V212H121ZM148 213V212H147ZM154 213V212H153ZM160 213V212H159ZM163 213V212H162ZM162 213H160V214H162ZM92 214V213H91ZM100 214L102 215V212H100ZM104 214V213H103ZM105 214H106V211H105ZM114 214H115V212H114ZM120 214V213H119ZM149 214V213H148ZM155 214V213H154ZM158 214V213H157ZM159 214V215H160ZM168 214V213H167ZM194 214V213H193ZM99 216L100 218H98V219H100V222H105V223H98V225H97V229H98V227H100V226H102V227H104V226H106V227H108V225H111V224H109L110 223V221L109 220H113L114 221V219L116 220V221H114V222H117L116 224L114 223V225H116L117 226V224L118 223H125L124 221H125V219H123V217L121 216L120 217V215H119V218H117L116 217V215L117 214H115V218L113 219H111L110 217L108 218V216L107 217H104V216ZM132 215V214H131ZM144 215V214H143ZM142 215V216H143ZM159 215H157V216H159ZM90 216V215H89ZM111 216V215H110ZM128 216V215H127ZM138 216V215H137ZM148 216V215H147ZM152 216H154V215H152ZM163 216V215H162ZM79 217H81V216H79ZM98 217V216H97ZM114 217V216H113ZM136 217V216H135ZM150 217V216H149ZM165 217V216H164ZM196 217V216H195ZM139 218V217H138ZM141 218V217H140ZM144 218H146V217H144ZM150 218H152V217H150ZM194 218V217H193ZM83 219H84V217H83ZM91 219V218H90ZM128 219V218H127ZM147 219V218H146ZM156 219V218H155ZM198 219V218H197ZM71 220V219H70ZM74 220L77 222V223H75L74 222ZM74 220H73V222H71L70 224H67V225H69L70 226V228H67L66 229V227H65V229H64V233L63 234H65L64 236H67L68 238V240H70V241H73L72 240V237H73V235H72V232H75V231H73L74 230V228H76L77 226H79L80 224H82V221L84 222V220H82V219H80L81 221H78V217H77V219H75L74 218ZM86 220L87 219H85V222H86ZM89 220V219H88ZM92 220H94V218L92 219ZM91 220V221H92ZM152 220V219H151ZM90 221V220H89ZM95 221V220H94ZM98 221V220H97ZM112 221V222H113ZM148 221V220H147ZM195 221H196V218H195ZM199 221V220H198ZM93 222V221H92ZM140 222V221H139ZM163 222H164V220H163ZM167 222V221H166ZM88 223V222H87ZM108 223V224H107ZM130 223V222H129ZM201 223H203V222H201ZM95 224V223H94ZM96 224H97V222H96ZM155 224V223H154ZM160 224V223H159ZM83 225H84V223H83ZM89 225V224H88ZM91 225V224H90ZM120 226L122 225H124V224H119ZM137 225V224H136ZM140 225V224H139ZM81 227H82V225H80ZM86 226V225H85ZM85 226H84V228H85ZM113 226V225H112ZM121 226V227H122ZM127 226V225H126ZM129 226V225H128ZM138 226V225H137ZM141 226V225H140ZM149 226V225H148ZM156 226H158V225H156ZM161 226H162V223H161ZM81 227H79V228H81ZM92 227V226H91ZM106 227H104V228H106ZM121 227H119L118 226V228H121ZM132 227V226H131ZM135 227V226H134ZM151 226H149V228H150ZM6 228V227H5ZM78 228V229H79ZM83 228V229H84ZM87 228V227H86ZM109 228H110V226H109ZM113 228H115V227H113ZM117 228V229H118ZM123 228V227H122ZM122 228H121V231H122ZM155 228V227H154ZM163 228V227H162ZM168 228V227H167ZM83 229H80L81 231L83 230ZM102 229V228H101ZM111 229V228H110ZM128 229V228H127ZM131 229V228H130ZM129 229V230H130ZM145 229V228H144ZM151 229H153V228H151ZM160 228H158V230H159ZM76 230V229H75ZM89 230V229H88ZM91 230V229H90ZM94 230V229H93ZM126 230V229H125ZM142 230H143V228H142ZM164 230V229H163ZM162 230V231H163ZM85 231V230H84ZM103 231V230H102ZM105 231V230H104ZM120 231V232H121ZM132 231V230H131ZM144 231H146V230H144ZM150 231V230H149ZM9 231H7V233H8ZM57 232V231H56ZM59 232V231H58ZM57 232V233H58ZM78 232V231H77ZM83 232V231H82ZM88 231H86V232H84L85 233V236H86V233H87ZM91 232V231H90ZM89 232V233H90ZM95 232V231H94ZM99 232V231H98ZM115 232V231H114ZM119 232V233H120ZM123 232V231H122ZM156 232V231H155ZM154 232V233H155ZM157 232H159V231H157ZM7 233H6V235H7ZM12 233H14V231H12ZM19 233V232H18ZM51 233V232H50ZM53 233V232H52ZM76 233V232H75ZM74 233V234H75ZM92 233V232H91ZM96 233V232H95ZM126 233V232H125ZM152 233V232H151ZM9 234V233H8ZM14 234H16V233H14ZM54 234L55 233H53V236H54ZM81 234V233H80ZM101 234V233H100ZM127 234V233H126ZM126 234H125V236H126ZM137 234V233H136ZM139 234H140V232H139ZM145 234V233H144ZM156 234V233H155ZM158 234V233H157ZM17 235V234H16ZM45 235V234H44ZM58 235H61V233H59ZM76 235V234H75ZM78 235H79V233H78ZM82 235H84V234H82ZM94 235V234H93ZM115 235V234H114ZM131 235V234H130ZM133 236L135 235L134 234V232H133V234H132ZM147 235V234H146ZM148 235H149V233H148ZM154 235V234H153ZM10 236H11V238L13 239L14 238V236L12 235V234H9L8 235V237L10 238ZM20 236H21V234H20ZM51 236V235H50ZM47 237V241H48V243L49 244H55V246H56V249H57V246H58V239L57 238H55V237ZM119 236V235H118ZM121 236V235H120ZM124 236V237H125ZM128 236V235H127ZM126 236V237H127ZM150 236H151V234H150ZM60 237H62V236H60ZM76 237V236H75ZM74 237V238H75ZM115 237V236H114ZM125 237V238H126ZM136 237V236H135ZM135 237H133L134 239H135ZM138 237V236H137ZM142 237H143V235H142ZM146 237V236H145ZM154 237V236H153ZM152 237V238H153ZM8 238V239H9ZM16 238H17V236H16ZM19 238L20 237H18L17 238V241H18V243H14V244H18V245H21L22 247V249L25 251V249H28V247L27 246H30V243L29 242H27V241H25L26 243H24V241L23 240H21V242H20V240H19ZM65 238V237H64ZM89 238V237H88ZM93 238V237H92ZM122 238V237H121ZM139 238V237H138ZM157 238H158V236H157ZM15 239V238H14ZM81 239V238H80ZM86 239H87V237H86ZM96 239V238H95ZM112 239V238H111ZM118 239H119V237H118ZM127 239V238H126ZM128 239H129V237H128ZM131 239V238H130ZM147 239H149V238H147ZM151 239V238H150ZM11 240V239H10ZM63 240V239H62ZM62 240H60V241H62ZM66 240V239H65ZM90 240V239H89ZM94 240V239H93ZM104 240V239H103ZM132 240V239H131ZM136 240H137V238H136ZM141 240V239H140ZM154 240V239H153ZM152 240V241H153ZM240 240V239H239ZM16 241V240H15ZM14 240H12V242H15ZM47 241H45V242H47ZM77 241V240H76ZM83 241V240H82ZM96 241V240H95ZM105 241V240H104ZM104 241H102V242H104ZM129 241V240H128ZM149 241V240H148ZM238 241V240H237ZM106 242V241H105ZM117 242V241H116ZM122 242V243H121ZM121 242H119V244H122V245H125V244H123L125 241H124V239H122L121 240ZM132 242V241H131ZM136 242V241H135ZM157 242H159V241H157ZM241 242H242V240H241ZM9 243V242H8ZM7 243V244H8ZM27 243H29L28 245H27ZM65 243V242H64ZM78 243V242H77ZM76 243V244H77ZM81 243V242H80ZM87 243V242H86ZM92 243V242H91ZM118 243V242H117ZM134 243V242H133ZM141 243V242H140ZM149 243V242H148ZM161 243V242H160ZM11 244V243H10ZM42 244H44L43 242H42ZM53 244V245H54ZM68 244V243H67ZM71 244V243H70ZM84 244V243H83ZM107 244V243H106ZM145 244V243H144ZM144 244H142V245H144ZM154 244V243H153ZM18 245H15L17 248H18ZM48 245V244H47ZM62 245V244H61ZM79 244H77V246H78ZM97 245V244H96ZM95 245V246H96ZM104 245V244H103ZM149 245V244H148ZM157 246H158V244H156ZM250 245V244H249ZM248 245V246H249ZM7 246V245H6ZM49 246V245H48ZM60 246V245H59ZM83 246V245H82ZM86 246V245H85ZM88 246V245H87ZM98 246V245H97ZM127 246H129L128 244H127ZM8 247V246H7ZM44 247V246H43ZM68 247V246H67ZM79 247V246H78ZM121 247V246H120ZM137 247V246H136ZM139 247V246H138ZM152 247V246H151ZM9 248V247H8ZM21 248L19 247V249L21 250ZM33 248V247H32ZM37 248V247H36ZM60 248V247H59ZM58 248V249H59ZM64 248V247H63ZM72 248V247H71ZM81 248H84V247H81ZM140 248V247H139ZM138 248V249H139ZM143 248V247H142ZM147 249H148V247H146ZM149 248H150V246H149ZM158 248V247H157ZM159 248H161V247H159ZM248 248V247H247ZM252 247L250 246V252H251V249ZM6 249V247L5 248H3V250H5ZM18 249V250H19ZM30 249V248H29ZM45 249V248H44ZM54 249V248H53ZM56 249H54V250H56ZM69 249V248H68ZM153 249V248H152ZM154 249H155V246H154ZM235 249V248H234ZM249 249V248H248ZM11 250H12V248H11ZM22 250V251H23ZM32 250V249H31ZM47 250V249H46ZM49 250V249H48ZM54 250H52V251H54ZM72 250H75V249H72ZM77 250V249H76ZM80 250V249H79ZM83 250V249H82ZM150 250V249H149ZM7 251V250H6ZM14 251V250H13ZM12 251V252H13ZM45 251V250H44ZM58 251V250H57ZM63 251V250H62ZM61 251V252H62ZM66 251H68V250H66ZM123 251V250H122ZM31 251H29V253H30ZM250 252H248V253H250ZM1 253V252H0ZM7 253H8V251H7ZM6 253V254H7ZM10 253H11V251H10ZM27 253V252H26ZM69 253V252H68ZM81 253H82V251H81ZM80 253V254H81ZM247 253V252H246ZM251 253H253V252H251ZM17 254V253H16ZM16 254H15V256H16ZM44 254H45V252H44ZM49 254V253H48ZM54 254V253H53ZM55 254H56V252H55ZM60 254V253H59ZM256 254V253H255ZM12 255V254H11ZM25 255V254H24ZM248 255V254H247ZM7 256V255H6ZM14 256V255H13ZM13 256H11V257H13ZM46 256V255H45ZM57 256V255H56ZM59 256V255H58ZM74 257H77L76 255H73ZM80 256V255H79ZM82 256V255H81ZM3 257V256H2ZM46 257H48V255L46 256ZM233 257V256H232ZM6 258V257H5ZM17 258V260H18V257H16ZM22 258V257H21ZM49 258V257H48ZM59 258V257H58ZM80 258V257H79ZM245 258V257H244ZM256 259L258 258V257H255ZM7 260H8V258H6ZM6 259H4V257H3V259H1V260H3V261H5ZM12 259V258H11ZM14 259V258H13ZM78 259V258H77ZM235 259V258H234ZM233 259V260H234ZM259 259V258H258ZM10 260V259H9ZM15 260V259H14ZM81 260V259H80ZM232 260V259H231ZM247 260V259H246ZM262 260V259H261ZM76 261V260H75ZM251 261V260H250ZM236 262V261H235ZM239 262V261H238ZM259 262V261H258ZM50 263V262H49ZM232 263V262H231ZM239 263H241V262H239ZM246 263V262H245ZM257 263V262H256ZM261 263V262H260ZM0 264H12L11 263V261H8V262H1L0 261ZM236 264H238L237 262H236Z\"/></svg>",
    "mask_w": 264,
    "mask_h": 264
}]
</instances>
